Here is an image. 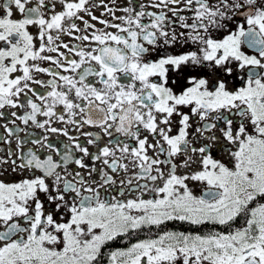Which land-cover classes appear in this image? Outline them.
I'll list each match as a JSON object with an SVG mask.
<instances>
[{
  "label": "snow or ice",
  "instance_id": "1",
  "mask_svg": "<svg viewBox=\"0 0 264 264\" xmlns=\"http://www.w3.org/2000/svg\"><path fill=\"white\" fill-rule=\"evenodd\" d=\"M0 264H264V0H0Z\"/></svg>",
  "mask_w": 264,
  "mask_h": 264
},
{
  "label": "flooded vegetation",
  "instance_id": "2",
  "mask_svg": "<svg viewBox=\"0 0 264 264\" xmlns=\"http://www.w3.org/2000/svg\"><path fill=\"white\" fill-rule=\"evenodd\" d=\"M96 11H97V14L99 15V14H100V13H99V10L97 9ZM94 22H95V21H94ZM65 39H71V38L68 37V36H65ZM45 63H47V62H45ZM18 123H19V121H18ZM20 126H21V128L24 127L22 124H21ZM36 131H39V130H36ZM20 135H24V133L21 132ZM53 135H55V134H53ZM14 145H15V141L13 140V146H14ZM3 178H10V177H3ZM171 226H179V225L177 224V225H171ZM184 227H187V225H184ZM121 241H122V240H121ZM121 241H116L114 246H122L124 242L122 241V242H123V243H122Z\"/></svg>",
  "mask_w": 264,
  "mask_h": 264
},
{
  "label": "trees",
  "instance_id": "3",
  "mask_svg": "<svg viewBox=\"0 0 264 264\" xmlns=\"http://www.w3.org/2000/svg\"><path fill=\"white\" fill-rule=\"evenodd\" d=\"M122 242V241H121ZM123 243V242H122Z\"/></svg>",
  "mask_w": 264,
  "mask_h": 264
}]
</instances>
